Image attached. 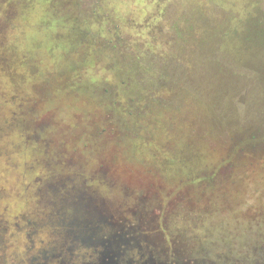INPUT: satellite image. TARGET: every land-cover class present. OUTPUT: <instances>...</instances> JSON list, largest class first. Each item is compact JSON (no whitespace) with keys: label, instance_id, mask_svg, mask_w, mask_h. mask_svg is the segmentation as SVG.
<instances>
[{"label":"rangeland","instance_id":"obj_1","mask_svg":"<svg viewBox=\"0 0 264 264\" xmlns=\"http://www.w3.org/2000/svg\"><path fill=\"white\" fill-rule=\"evenodd\" d=\"M10 13L0 264H163L176 250L164 220L207 225L236 252L238 201L264 204V0H17Z\"/></svg>","mask_w":264,"mask_h":264},{"label":"trees","instance_id":"obj_2","mask_svg":"<svg viewBox=\"0 0 264 264\" xmlns=\"http://www.w3.org/2000/svg\"><path fill=\"white\" fill-rule=\"evenodd\" d=\"M16 2L17 0H1L0 19L4 23L0 24V34H2V36L4 37L7 36L8 31L12 30L13 27H15L14 22L12 20L13 15L10 13V11L12 10V13L15 11ZM44 4L45 3L43 2L39 3V5L41 6H43ZM195 14H196V11L195 12L192 11V15H193L192 18L194 20H195ZM237 20L239 21L240 18H238ZM195 21H197V19ZM185 24L187 25L188 21H186ZM172 32H175V29ZM187 32L190 33L192 31L187 30ZM219 46H220L219 44H216L215 47L213 46L214 47L213 51L219 50L218 49ZM27 49L28 48H26L25 51H27ZM1 56L2 55H0V61H1ZM2 62L3 64L5 63L6 65H9V58L5 54H3L2 56ZM178 67L181 68L182 66H178L177 64L174 65V63L171 62L168 67L162 70H164V72H167V73L168 71L175 72V69ZM242 67L245 68L246 72L248 73H251L253 71V68L251 66L242 65ZM0 69H1V65H0ZM252 139H251V142H253ZM253 146H255V144ZM233 153L234 152H229V154L226 156L223 162L225 163L226 166H229V168L237 169V166L235 167L234 162L230 160V155ZM257 161L259 162L261 161V163L264 165V153L263 152L261 155L258 156ZM259 178H264V172L261 176H259ZM237 180L241 182L240 176L237 178ZM263 182H264V179L262 183ZM240 201L241 200H239L238 201L239 204L236 205L237 216L248 217L247 218L248 221L245 226L243 225L245 224V221H243V223L239 221V223L243 227L241 234H243L244 237L241 236V238L243 237V240H242L243 245H241V247H239V249L236 252H234L233 250L219 249L216 247L217 245L214 246L216 242L213 241V238L209 236L208 233L210 232L211 229L207 228V225H203V229L200 230L199 233L195 231L194 234L192 235H186L182 233L180 230H176L173 233H171L169 231L168 220H164L163 225L161 227L162 236L169 243H171L173 247H175L176 250L172 249V250L165 252V257L167 260L163 262V264H168V263L169 264H180L181 261L180 262H177V261L180 260L181 258H184V259L186 258L185 260H188L187 262H189V264H195L199 261L203 262V260H210V259H212L214 264H264V230L262 229L263 224H264V216L257 215V214H249V215L243 214L244 212L247 214V211H252V212L253 211L256 212L258 210L261 211L262 207H264V204L256 206L255 204H253V201L251 198L249 200L243 199V203H240ZM223 206L224 207L228 206L231 209L230 199L225 198L223 201ZM224 232H226V229H224ZM230 232L232 233L231 230ZM227 233L229 234V229L227 230ZM227 233L223 235L225 241L230 240L229 235ZM247 233H252V235H247ZM184 241L187 243L189 241H192L193 246L194 245L198 246V249L192 254L187 253L188 255H186L185 253H181V250H179L177 247L180 246ZM206 247H208L209 250H207ZM210 253H212V256L214 255V257H210ZM249 254H252L253 258H251Z\"/></svg>","mask_w":264,"mask_h":264},{"label":"flooded vegetation","instance_id":"obj_3","mask_svg":"<svg viewBox=\"0 0 264 264\" xmlns=\"http://www.w3.org/2000/svg\"><path fill=\"white\" fill-rule=\"evenodd\" d=\"M41 261H42V262H40V264H45V260H44V258H42Z\"/></svg>","mask_w":264,"mask_h":264}]
</instances>
